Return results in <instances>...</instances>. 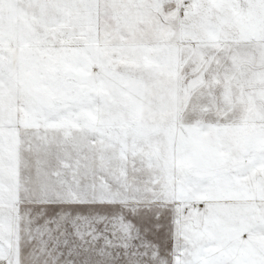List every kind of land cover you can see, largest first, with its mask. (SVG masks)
Masks as SVG:
<instances>
[{"label":"snow or ice","instance_id":"6c2138e0","mask_svg":"<svg viewBox=\"0 0 264 264\" xmlns=\"http://www.w3.org/2000/svg\"><path fill=\"white\" fill-rule=\"evenodd\" d=\"M0 264H264V0H0Z\"/></svg>","mask_w":264,"mask_h":264}]
</instances>
